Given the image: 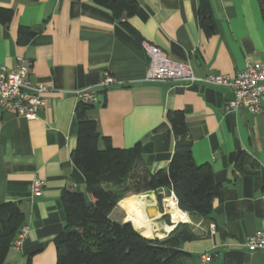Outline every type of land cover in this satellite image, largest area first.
<instances>
[{
	"label": "crops",
	"instance_id": "obj_1",
	"mask_svg": "<svg viewBox=\"0 0 264 264\" xmlns=\"http://www.w3.org/2000/svg\"><path fill=\"white\" fill-rule=\"evenodd\" d=\"M136 1L138 9L127 19L131 32L91 0H0L1 8L12 11L7 23L0 21V70L13 69L21 55L30 62L31 83L47 86L36 119L0 112V203H18L27 228L22 244L17 249L10 245L4 264H26L28 258L31 264L56 263L54 241L65 222L60 193L84 189L71 152L76 145L77 93L89 88L97 92V103L88 115L100 136L109 137L117 148L140 142L145 166L152 172L167 168L174 151L165 113L181 110L193 160L209 163L215 181L224 186L208 216L185 212L187 221L179 222L188 223L197 237L183 242L179 249L187 255L170 264H264L263 253L239 245L253 233L264 232V98L258 113L226 111L231 93L224 87L145 81L148 57L142 45L147 42L169 59L189 63L197 76L233 75L247 61L264 62L259 2L209 0L216 27L205 36L199 26V0ZM20 28L36 33L19 42ZM104 70L115 83L101 92L98 83ZM98 147L104 148L102 138ZM34 179L45 183L38 195L31 192ZM134 195L139 194L124 198ZM120 201L109 217L129 222L138 231L127 221ZM163 211L158 207L149 214L154 222L159 220L149 237L161 235L158 226L167 234L171 230L164 225L173 229L179 223L161 220ZM202 253L209 255L205 262Z\"/></svg>",
	"mask_w": 264,
	"mask_h": 264
},
{
	"label": "trees",
	"instance_id": "obj_2",
	"mask_svg": "<svg viewBox=\"0 0 264 264\" xmlns=\"http://www.w3.org/2000/svg\"><path fill=\"white\" fill-rule=\"evenodd\" d=\"M91 1L108 9L116 20L134 32L127 19L138 9L136 0ZM258 2L264 19V0ZM197 13L204 35H212L216 26L209 0H199ZM11 16V10L0 7L2 23H7ZM35 33L20 28L18 41L27 42ZM96 103L78 100L75 106L77 133L71 159L83 174L84 189H64L60 193L65 222L54 241L55 264H170L186 256L179 246L197 237L188 223L179 222L164 237L148 239L131 223L116 222L109 217L121 199L120 206L128 214L139 195L163 189L164 195L157 196L159 202L173 192L178 208L190 217H206L211 213L212 200L221 197L224 186L215 181L209 163L197 164L193 160L183 112L175 109L165 113L175 138L174 151L167 168L152 172L145 166L140 142L130 148H117L109 137L100 136L95 119L88 115ZM100 138L103 149L98 147ZM237 167L240 168V162ZM128 193L139 195L124 198ZM169 216L165 214L161 218L171 225ZM24 224L25 215L18 203H0V264H4L11 242ZM26 264H31L30 258Z\"/></svg>",
	"mask_w": 264,
	"mask_h": 264
},
{
	"label": "built area",
	"instance_id": "obj_3",
	"mask_svg": "<svg viewBox=\"0 0 264 264\" xmlns=\"http://www.w3.org/2000/svg\"><path fill=\"white\" fill-rule=\"evenodd\" d=\"M142 45L148 57L145 81L179 80L184 83L200 82L224 87L231 93V97L224 105L226 111L235 112L241 109L250 113L261 111V101L264 98V62L247 61L243 69L233 75L207 73L197 76L193 73L189 63L175 62L169 59L160 48L147 42H143ZM29 66L30 62L19 55L16 57V64L13 69L1 68L0 112L11 111L29 120L37 118L38 110L44 105L43 95L47 91V86L31 83ZM114 83V76L108 70H104L98 86L106 88ZM94 91L92 88L79 91L77 93L78 100L84 102L97 101ZM44 184L43 180L34 179L31 182L32 194H40ZM169 194L177 204L173 192ZM26 233V226H22L11 246L17 249L22 244ZM239 245L249 251H260L264 254V232L253 233ZM208 258L207 253L200 255L203 262Z\"/></svg>",
	"mask_w": 264,
	"mask_h": 264
},
{
	"label": "bare ground",
	"instance_id": "obj_4",
	"mask_svg": "<svg viewBox=\"0 0 264 264\" xmlns=\"http://www.w3.org/2000/svg\"><path fill=\"white\" fill-rule=\"evenodd\" d=\"M162 200L163 201H161V206L163 207L164 212H166L167 214H170L173 223L179 222V221H187L188 218H187L186 213L178 208L175 200L173 199V197H171L170 194L165 195ZM153 201H154L153 196L150 194L139 195L137 199L135 200V202L133 203L127 215V221L128 220L131 221L134 224L135 228L139 232L143 233V236L147 238H151L149 237V235L153 231L152 228L154 225H157L151 219L153 217H151L148 213H145L146 205L148 204L156 205V202L152 203ZM158 213L159 212H157V214ZM158 216L159 215H157L156 217ZM164 228L166 229V231H169L170 229H172V226L164 225Z\"/></svg>",
	"mask_w": 264,
	"mask_h": 264
},
{
	"label": "water",
	"instance_id": "obj_5",
	"mask_svg": "<svg viewBox=\"0 0 264 264\" xmlns=\"http://www.w3.org/2000/svg\"><path fill=\"white\" fill-rule=\"evenodd\" d=\"M164 193H165V189L157 191V192L155 193V195H156V197H157L158 195H162V194L164 195ZM157 203H158V204H157ZM158 207H159V208H163V207L161 206V201H160V202L157 201V202H156V205H148V206H146V207H145V212L151 215L154 211H157V210H158ZM165 214H167V213L163 211L162 215H165ZM170 222H172V221L170 220ZM170 230H172V229H170ZM137 232H138V231H137ZM142 236H143V235H142ZM144 237H145V236H144ZM146 238H147V237H146ZM157 238H158V237H157ZM148 239H153V238H148Z\"/></svg>",
	"mask_w": 264,
	"mask_h": 264
},
{
	"label": "rangeland",
	"instance_id": "obj_6",
	"mask_svg": "<svg viewBox=\"0 0 264 264\" xmlns=\"http://www.w3.org/2000/svg\"><path fill=\"white\" fill-rule=\"evenodd\" d=\"M154 193V192H153ZM142 194H145V193H142ZM152 195V194H151ZM154 195V196H153ZM152 196H153V200H154V202L156 201H158L157 200V198H156V195L155 194H153ZM164 197V196H163ZM155 198H156V200H155ZM163 199V198H162ZM162 199H161V201H162ZM158 204V203H157ZM166 208V207H165ZM170 215V214H169ZM161 220H162V218H161ZM172 221V219H171V216H169V221ZM159 220H155V223L157 224V225H159L158 222ZM172 223V222H171ZM157 229H159L160 230V233H161V235H158V236H160L159 238H162V237H164V234L166 233L162 228H159V226H158V228ZM166 235V234H165ZM152 237L151 238H155V237H158V236H155V235H151Z\"/></svg>",
	"mask_w": 264,
	"mask_h": 264
}]
</instances>
